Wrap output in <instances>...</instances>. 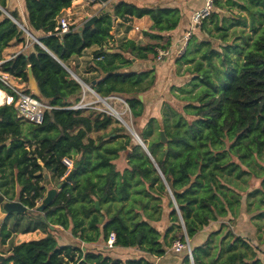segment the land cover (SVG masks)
<instances>
[{
	"label": "trees",
	"instance_id": "obj_1",
	"mask_svg": "<svg viewBox=\"0 0 264 264\" xmlns=\"http://www.w3.org/2000/svg\"><path fill=\"white\" fill-rule=\"evenodd\" d=\"M73 1L24 0L27 29L33 37V33H41L42 47L31 43V50L27 47L0 63V72L24 84L25 94H31L27 89L30 67L40 94L31 95L54 108L44 112L41 124L24 121L14 107L15 94L0 83V90L13 97L12 104L0 105V195L7 200L17 197L26 208L25 213L7 215L15 218L13 233L39 230L45 234L38 240L10 245L0 264H154L144 258L113 259L76 245L56 248L54 236L48 233L50 226L70 230L73 238L86 244L100 239L106 243L113 234V247L135 248L155 258L169 255V248L178 241L184 246L190 243L192 264H263L251 243L232 231L228 217L235 206L225 189L229 185L226 176L234 170L237 177L243 173L234 157L246 164L251 153H264V0H226L225 4L246 14L236 18L220 15L223 4L213 1V11L203 19L201 31H210L204 26L210 20L222 40L234 21L246 27L248 19L250 34L242 44L223 47L235 51L239 62L232 63L225 52L219 53L209 44L201 49L204 43H197L189 53L200 58L192 68L190 83L203 87L189 96L181 113L167 106L161 119L150 117L138 133L163 179L129 137L116 145L106 141L112 133L125 136V130L116 126L110 134L104 133L114 123L110 116L65 109L80 100L82 87L63 66L70 68V61L86 49L100 47L85 69L94 76L84 83L102 98L124 97L132 118L143 119L146 105L139 96L154 85L153 69H127L132 59L145 63L157 56L158 49L170 48L168 34L180 22L179 9L161 4L138 7L120 0L111 12L99 11L90 28L77 33V25H71L61 37L55 30L57 20ZM0 8L22 23L17 10L8 11L5 0H0ZM144 16L151 21L143 32L148 42L123 39L115 48H102L116 21L126 23ZM11 44L24 48L25 35L0 10V60ZM186 55L187 51L181 58L186 60ZM213 55L225 68L222 74L212 62ZM203 60L217 82L210 79ZM161 131L165 143L160 142ZM92 133L95 138L90 137ZM127 148L128 168L120 173L113 161ZM64 159L73 160L69 181ZM48 173L66 181L59 182L52 201L38 211ZM165 201L168 227L161 234L154 224L163 219ZM96 202L106 212L113 210L107 220L99 217ZM220 219L216 229L199 236ZM170 254L178 264H191L186 248Z\"/></svg>",
	"mask_w": 264,
	"mask_h": 264
},
{
	"label": "rangeland",
	"instance_id": "obj_2",
	"mask_svg": "<svg viewBox=\"0 0 264 264\" xmlns=\"http://www.w3.org/2000/svg\"><path fill=\"white\" fill-rule=\"evenodd\" d=\"M16 1V5H18V0ZM86 2V1H83ZM226 0H221V3L223 4V9L220 10V15H225L226 17L230 18H236L237 16H245L246 14L244 12H241L236 7H231L230 4H225ZM180 3V1H178ZM92 5L91 3L85 4L84 7H89ZM12 7H7L8 11ZM18 10V7H15V10ZM213 11V8L212 10ZM210 11V12H211ZM4 12H6L4 10ZM8 14V12H6ZM9 15V14H8ZM69 26L71 25H81L84 20H73V17L71 20L68 21L67 16L65 17ZM17 22V21H16ZM203 20H201L196 26L190 27L189 30L186 31L185 34H188V40L185 45L181 43V48L178 47V51L175 54V49L168 48L169 55L170 53L173 54L171 57L172 61H169L168 66H172L167 71H165L166 67L163 68L164 63L167 62L168 56L163 57L160 61H156V55L153 57H150V63L152 66L159 65L163 69V74L160 77L161 82L157 83V74L153 70V76L155 77L154 85L149 88V90L146 93H143V95H140L143 102L146 105V111H145V117L143 116V119L134 120L131 116L130 110L128 108V105L125 101L124 97L116 96V99H107L104 98V101L108 104V106L112 107L115 112L118 114H121V117L126 121V126L113 115V113L109 110V108L103 104L96 95L93 92L89 91V84H84L81 81L80 78V72L78 71L79 61L74 58L73 62L69 64L70 68H67L72 74H74L79 80L80 85L82 87V93L80 98L83 94H85V101L90 103L86 109V111H96L97 113H101L103 115L110 116L114 123L112 124V127L108 128L104 133H111V130L113 126L121 127L125 130V136H122L119 132L111 134L110 139H106V141L111 145H116L117 142H124L127 137L130 138L132 143L134 145H137L136 139L132 136V134L126 129L132 130L135 134L138 135V133L144 128L146 120H148L150 117L161 119L163 117V114L166 110V107L169 106L172 109L177 110L178 112H182V106L189 100V96H192L196 94L200 88L203 87L202 84L196 83V85H192L190 83V80L192 76L194 75L191 71L196 61H199V55L195 53L194 57H191L189 53L193 52L194 49L197 47V43H204V47L201 49H204L208 44L211 46L212 49L219 51V53L225 52L229 58H231L232 63H234L233 60H236L239 62V57L237 53L233 50H227L225 51L223 47L225 46H232L235 44H242L243 38H246V36H249L250 31L248 27V19L246 21L247 25L246 27H242L239 24H236L237 21H234L233 25L227 30V36L224 37V39H220L219 31L213 29V22L210 20H206L204 26L206 29H209V32H204L200 30V26L202 25ZM18 23V22H17ZM20 24V23H19ZM21 25V24H20ZM22 26V25H21ZM23 27V26H22ZM25 28V27H23ZM26 29V28H25ZM27 30V29H26ZM28 31V30H27ZM242 31V34L240 33ZM29 32V31H28ZM25 39L28 41V43H35L34 40L28 36L25 32ZM146 42L148 40L145 39ZM108 47V46H107ZM161 49H158L156 52H158ZM172 50V51H171ZM174 51V52H173ZM187 51L186 60L181 58V56L184 54V52ZM164 59V61H163ZM166 59V60H165ZM163 61V62H161ZM78 62V63H77ZM82 62L80 70L83 72L86 69L87 60L86 58H83L80 60ZM161 62V63H160ZM212 62L216 65V67L221 72L225 69L219 60L216 58V56H212ZM143 63V62H142ZM203 67L207 68L209 70L210 79L214 82L216 81V78L212 74V70L210 67H207L204 65L205 61H202ZM141 69H145L142 67L136 68V65L129 67L127 70L129 71H139ZM159 78V76H158ZM12 81H11V80ZM9 80L12 82V85L18 88V82L13 81L12 78H9ZM163 80V81H162ZM20 84V83H19ZM24 86V84H22ZM91 89V87H90ZM2 92V91H1ZM0 105H3V103H0ZM84 109V110H85ZM188 117V116H187ZM191 117H188V120ZM90 137L95 138V134H91ZM156 137V131L152 135V138ZM123 152V151H122ZM116 160H114V164L116 167V170L118 172H123L124 169L128 168L127 166V160L126 164L124 166H120V154ZM77 159V158H75ZM72 162L73 160H69ZM233 162L237 163L241 172L243 173L237 177L236 170L232 172V174L226 176L228 180V187L225 189L227 191L228 198L232 201V205L235 206L232 212V216L228 217L229 225L231 226L232 231H234L236 234L245 237L249 240H252L251 242L255 245H259V243H262L264 241V185H261V181L264 180V153L261 152L260 154L257 153H251L250 156L246 159V164H241L235 157L233 158ZM72 165L66 166L67 172H66V178L68 176V173L72 169ZM46 180L42 184L44 186V193L42 196V200L39 202V206L42 205L43 199L46 197L47 193L50 190H56L57 185H60V181L65 180L66 178H62L59 180H56L51 176V174H47L45 176ZM61 186V185H60ZM18 191V188H17ZM232 194L234 198L232 197ZM4 198V201H17V197H15L13 200H7L4 196L0 195ZM167 199H169V196H167ZM239 199V201H238ZM167 201V200H166ZM164 202L161 206H163V219L154 225L156 228L160 231L161 234L165 232V229L168 227V220H167V214L169 212L167 208V202ZM238 202V204H237ZM98 209L100 211V218L105 221L108 219L110 214L113 212H106L105 206L103 204H98ZM28 216L31 217V214L29 213ZM11 217V216H10ZM15 221V218H9L2 213V207L0 205V253H4L10 245L16 244L20 241V239L17 237L16 233H13L11 231V227L13 222ZM221 219L217 223H212L203 233H200L199 236H203V234H207L209 231L216 229L219 224L221 223ZM57 227V228H56ZM70 230H63L61 227L58 226H50V229L48 233L54 236L56 239V242L58 244L60 243H67L69 245H76L80 247L79 240H76L72 238V235H70ZM36 234L41 235L42 233L40 231H37ZM43 235V234H42ZM99 241V240H98ZM97 241V242H98ZM190 244V243H189ZM106 245V244H105ZM187 249V247H184ZM172 249V247H171ZM90 250H96L95 248H91ZM170 250V248H169ZM183 250V249H182ZM172 252H169L170 254ZM154 264H157L156 261L153 262Z\"/></svg>",
	"mask_w": 264,
	"mask_h": 264
},
{
	"label": "crops",
	"instance_id": "obj_3",
	"mask_svg": "<svg viewBox=\"0 0 264 264\" xmlns=\"http://www.w3.org/2000/svg\"><path fill=\"white\" fill-rule=\"evenodd\" d=\"M5 1H6V7H12L11 9H9L10 11H13V10H15V7H18V10L17 9L16 10L20 16L21 21H22L21 25L27 29V26H26L27 24H26V20H25L24 0H18V5H16L15 0H5ZM83 1H85V0L73 1L71 3L70 7H68L67 9H64L60 13L59 17H66L67 16L68 21L71 20L72 17H73V20H84L85 18L90 17L92 15H97V13L101 10L111 12L112 5L117 3L120 0H109L106 4H102L98 1L95 3H91L92 5H90L89 7H84V5L88 4L90 2H87V1L83 2ZM122 1H124L126 3L133 4V5L138 6V7L152 5V4H161V5H165L168 7L178 8L180 11V15H181L180 22H179L177 28L168 34L170 36V47H171L170 49L174 48L176 51L175 54L178 51L177 50L178 47L181 46V38L183 37V35L186 33L187 30H189L190 27L194 26L192 24V21H191L192 14L194 13V11L199 9L204 3V0H122ZM178 1H180V3H178ZM150 26H151V21L146 16H144L140 19L133 18L132 20H130L126 23L116 21L114 24V28L112 29V31L110 33L111 38L109 40H107V42L104 45H102V48H112V47L115 48L117 46V44L119 43V41H121L123 39L132 40L138 44H145L146 38H144L143 32L147 31ZM33 35L36 37V39H39L40 37H42L40 32H35V33H33ZM27 47H29L31 50V43H28V41H26V46L24 48H21L20 44H17V45L11 44V46L5 48L2 51V53H1L2 60H0V63L8 60L9 58H12L15 54L23 51ZM99 49H100V47L88 48L82 53V55L80 57L76 58L79 61V66L77 69L81 73L80 78L78 77L79 79L83 78L85 81H89L94 76V74L91 72H87L86 70L82 72L80 70L81 64H82V62H80V60H82L83 58H86L87 62L90 61L93 58L94 53L98 52ZM171 53L168 56L169 58H168L167 62H165L163 59V61L165 62L163 65L164 66L163 68L166 67L165 71H167L169 68L172 67L170 65L169 66L167 65V64H169V61H172L171 57L173 56V54H171ZM163 61H161V62H163ZM70 62L74 63L73 59ZM132 62H133L132 67L135 64L136 68H138L140 66L142 68H145L146 70L147 69H153L155 71V73L157 74L156 82L157 83L161 82L160 77L163 74L162 73L163 69L159 65H155V66L153 65L152 66V64L150 63V58L145 63L138 62L135 59H132ZM158 76H159V78H158ZM9 78H12V77H9ZM83 79H81V81ZM13 81H16V80L13 79ZM82 82L84 83V81H82ZM18 86L21 89L24 88V86H22V84L18 83ZM3 96H4V94H3ZM9 218H12V217H9ZM37 231H39V230H35V231L27 232V233L17 232L16 234H17V237L20 239V241L14 245H17V244H20L23 242L38 240V239H41L45 236V234L42 233L41 231L40 232L43 235L42 234L41 235L36 234ZM70 235H71V233H70ZM74 239H76V238H74ZM76 240H78V239H76ZM247 240L256 249L258 258L264 264V241L262 243H259V245L257 246L256 244L254 245L251 242L252 240H249V239H247ZM79 244H80V248H87L88 250H90L91 248H95L96 250H91V251H100L103 256H108V257H111L113 259L125 260V259H134V258H144L146 260L151 261L152 263L154 261H156L157 264H178V262L173 261L172 258H174V257H172L171 255H166V256L161 257V258H155L154 256H149L147 254H144L135 248L112 247L111 249H108L105 245L106 243L102 242L101 239L98 242L87 243V244L79 241ZM64 245H69V244H67V243L58 244L56 242V248L58 246H64ZM7 250L4 252L5 254L0 253V256H2V258H4L3 255H8ZM169 252H173V250L170 248V250H168V253Z\"/></svg>",
	"mask_w": 264,
	"mask_h": 264
},
{
	"label": "built area",
	"instance_id": "obj_4",
	"mask_svg": "<svg viewBox=\"0 0 264 264\" xmlns=\"http://www.w3.org/2000/svg\"><path fill=\"white\" fill-rule=\"evenodd\" d=\"M90 3H95L98 0H85ZM214 0H204L203 5L194 11L191 17L192 24L196 26L201 20L208 17L210 11L212 10ZM58 35H64L70 31V26L65 17H59L57 20V27L55 29ZM188 40V34H184L181 38V43L185 45ZM169 56L168 50H159L157 52L156 61H160L163 57ZM9 75L0 72V83H2L5 87L9 88L16 96V100L14 102V107L17 111V115L20 119L27 121L32 124H41L43 120V115L45 111L54 109L53 107L49 106L44 102H40L31 94H25L23 92V88L21 89L19 86L18 88L12 85L10 82ZM81 86V85H80ZM89 91L92 92V89L89 87ZM3 92V91H2ZM3 97V104L10 105L13 103V97L8 96L5 92ZM107 99H116L115 96L111 95L108 96ZM90 103L85 101V94L82 95L80 100L77 103H73L71 106L65 108L69 110H84ZM64 164L66 166H71L72 162L69 160L64 159ZM114 242V235L110 234L109 238L106 242V247L111 249L113 247ZM187 246V245H186ZM180 242L175 241L172 246V250L175 253H179L184 247Z\"/></svg>",
	"mask_w": 264,
	"mask_h": 264
},
{
	"label": "water",
	"instance_id": "obj_5",
	"mask_svg": "<svg viewBox=\"0 0 264 264\" xmlns=\"http://www.w3.org/2000/svg\"><path fill=\"white\" fill-rule=\"evenodd\" d=\"M100 3L102 4H106L109 0H98ZM0 10L10 19L12 20L23 32H25L28 36H30L34 42L36 44H38L39 46L42 47V45L40 44L39 40L34 38L25 28H23L19 23H17L15 20H13L8 14H6V12H4L3 9L0 8ZM98 16L97 15H92L90 17H87L84 19V21L82 22L81 25L77 26L76 28V32L77 33H80L83 29H87V28H90L94 22L97 20ZM61 37L64 36V35H60ZM139 66V65H138ZM63 68L66 70V72L69 74L70 76V79H73L74 81H76L79 85H80V80L74 75L72 74L65 66H63ZM27 78H28V81H27V89L29 90V92L36 96V97H39V90L37 88V85H36V82L32 76V72L30 70V67H28V70H27ZM94 93V91H92ZM96 95V97L98 98V100H104V98L98 96L96 93H94ZM140 100H142L141 96H139ZM131 134L132 136L136 139L137 141V145H139V147L143 150V152L146 154V156L149 158V160L151 161V163L153 164L154 168L156 169V171L158 172V174L160 175V177L162 178L161 176V173L159 172V169L156 165V163L154 162L153 158L151 157L150 153L148 152L146 146L143 144L142 140L140 139V137L135 134L134 132L130 131L128 128H126ZM166 141V138L164 136V133L161 131L160 132V142L161 143H165ZM130 152V149L127 148L125 149L121 154H120V166H124L126 164V158H127V155L129 154ZM70 179V176L67 178V181H69ZM163 179V178H162ZM60 188V185H57V188L56 190H50L46 197L43 199L42 201V205L39 206L37 208L38 211H41L42 208L45 206V205H48L52 199L54 198L55 194H56V191L57 189ZM0 205L2 207V213L4 215H9V214H12V213H25L26 212V208L18 201H4V198L0 196ZM95 208L98 209V203L96 202L95 203ZM28 215V214H27ZM187 240V238H186ZM187 255H188V258H189V261L190 263L192 264V256H191V250H190V245L189 243H187ZM2 258V256H0V259Z\"/></svg>",
	"mask_w": 264,
	"mask_h": 264
},
{
	"label": "bare ground",
	"instance_id": "obj_6",
	"mask_svg": "<svg viewBox=\"0 0 264 264\" xmlns=\"http://www.w3.org/2000/svg\"><path fill=\"white\" fill-rule=\"evenodd\" d=\"M1 91V90H0ZM3 93V92H2ZM1 92H0V103H3V94H2ZM101 102L103 103V104H105L108 108H109V110L113 113V115L120 121V123H122L123 124V126L125 125L126 126V121L121 117V114L119 113H117V112H115V110L112 108V107H110V106H108V104L104 101V100H101ZM127 127V126H126ZM130 131H132V130H130ZM133 132V131H132Z\"/></svg>",
	"mask_w": 264,
	"mask_h": 264
}]
</instances>
